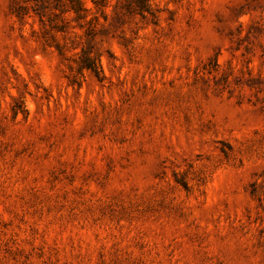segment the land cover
Returning a JSON list of instances; mask_svg holds the SVG:
<instances>
[{"label": "rangeland", "instance_id": "rangeland-1", "mask_svg": "<svg viewBox=\"0 0 264 264\" xmlns=\"http://www.w3.org/2000/svg\"><path fill=\"white\" fill-rule=\"evenodd\" d=\"M0 264H264V0H0Z\"/></svg>", "mask_w": 264, "mask_h": 264}, {"label": "trees", "instance_id": "trees-1", "mask_svg": "<svg viewBox=\"0 0 264 264\" xmlns=\"http://www.w3.org/2000/svg\"><path fill=\"white\" fill-rule=\"evenodd\" d=\"M88 2H91L93 7H89ZM55 7L60 11V14L72 13L77 20L82 21L87 19L88 14L93 9L104 15L107 7V0H55ZM96 19H98V16L86 22V34L88 36H91L94 32L93 24ZM83 68L92 71L97 76H100L102 72L97 59L86 60V64Z\"/></svg>", "mask_w": 264, "mask_h": 264}]
</instances>
